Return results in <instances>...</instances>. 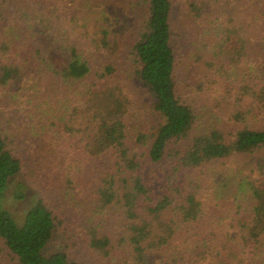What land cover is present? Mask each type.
Returning a JSON list of instances; mask_svg holds the SVG:
<instances>
[{"label":"trees","instance_id":"obj_1","mask_svg":"<svg viewBox=\"0 0 264 264\" xmlns=\"http://www.w3.org/2000/svg\"><path fill=\"white\" fill-rule=\"evenodd\" d=\"M122 1L138 23L131 35L110 37L106 27L85 35L97 51L118 55L146 89L154 125L133 127L126 120L125 88L111 82L120 73L115 57L97 63L75 44L63 46L66 59L57 64L41 46L17 45L9 36L11 43L2 41L1 52L10 57L0 62V86H19L15 97L28 106L35 136L52 143V134L66 135L82 155L112 157L91 192L94 207L83 211L87 246L100 263L264 264V179L215 187L212 201L224 231L219 238L200 232L209 200L201 192L203 179L192 175L216 160L264 149V127L257 125L264 120V0L186 1L187 15L199 21L180 34L194 51L187 63L195 72L189 85L195 96L178 87L175 0ZM240 9L252 22L238 18ZM253 22L260 34L250 38ZM31 61L42 78L27 87L23 65ZM17 143L0 122V242L18 264H82L66 250L46 251L58 223L44 199L30 205L21 224L3 206L23 168ZM29 196L28 185H14V201ZM111 210L123 229L116 241L102 231Z\"/></svg>","mask_w":264,"mask_h":264},{"label":"rangeland","instance_id":"obj_2","mask_svg":"<svg viewBox=\"0 0 264 264\" xmlns=\"http://www.w3.org/2000/svg\"><path fill=\"white\" fill-rule=\"evenodd\" d=\"M186 1L175 0L174 20L177 24L176 48L179 59L177 81L180 93L195 96V91L193 92L189 86L195 72L193 66L187 63V57L191 59L194 51L189 50V44L182 45L180 34L184 28H194L199 21L187 15ZM0 6V62L9 61V54L5 56L1 52V47L4 40L11 43L9 36L13 35L17 45L41 46L44 53L47 52L48 59L52 58L57 64L66 59L62 52L63 46L71 44L91 53L92 60L97 63L113 56L117 62L118 55L97 51V43L87 38L85 32L94 35L96 31L106 27L111 31L110 37L123 38L131 35L138 27L137 22L133 24L128 5L122 0H0ZM253 12L252 9L250 13ZM251 17L252 14H248L246 10L238 11L240 20L248 18L252 22ZM122 26L125 27L126 33H115ZM247 30L250 38L259 37L260 29L254 22L253 27ZM117 64L120 73L111 82H117L125 88V94L130 102L126 120L133 127L154 125L157 115L152 109L150 95L137 78L132 77L121 63ZM36 66L37 63L33 61L23 65L27 73L23 84L27 87H30L34 79L39 81L42 78ZM18 88L19 86H0V122L18 138L15 151L23 162L22 171L6 191L2 204L21 224L30 205L36 199H44L53 210L58 223V231L46 251L50 253L66 250L72 259L82 264H102L103 261L100 263L87 246L85 225L88 223V214L83 211H86L87 206L94 207L91 203V192L98 184L101 173H105L107 168L112 166L113 159L110 156L97 158L80 154L72 145L73 141L66 135L52 134L50 140L52 143L35 136L29 128L28 106L21 105L19 99L15 97ZM257 125L264 127V120ZM72 162L74 164H71ZM192 175H198L203 179L201 192L205 199L209 200L210 215L202 222L200 232L202 236L211 237V233H217V237L221 238L224 231L219 214L220 207L212 201L215 198V187L225 180L240 183L248 177L253 180L264 179V149L235 158L216 160L204 168L195 169ZM18 182H23L29 187V200L25 202L14 201L11 197L13 187ZM220 200L217 202L222 204ZM113 215L111 210L102 231L116 241L122 235L123 229L113 221ZM198 239L199 237H195L193 241ZM0 264H18L1 242Z\"/></svg>","mask_w":264,"mask_h":264}]
</instances>
